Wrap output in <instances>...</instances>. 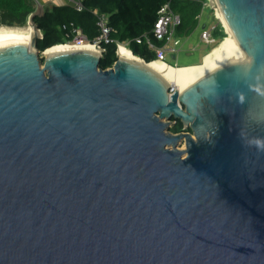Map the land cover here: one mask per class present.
I'll return each mask as SVG.
<instances>
[{"label": "water", "instance_id": "1", "mask_svg": "<svg viewBox=\"0 0 264 264\" xmlns=\"http://www.w3.org/2000/svg\"><path fill=\"white\" fill-rule=\"evenodd\" d=\"M34 1L31 44L0 42V264H264V0L210 1L244 60L180 91L41 51Z\"/></svg>", "mask_w": 264, "mask_h": 264}, {"label": "trees", "instance_id": "2", "mask_svg": "<svg viewBox=\"0 0 264 264\" xmlns=\"http://www.w3.org/2000/svg\"><path fill=\"white\" fill-rule=\"evenodd\" d=\"M166 2H170L173 10L181 16V23L175 31L176 38L191 35L200 24L203 10L207 8L206 0H84V11H77L68 4L53 5L45 7L44 14L34 18L44 35L39 40V49L43 51L53 45L72 42L76 34L71 32V23L83 31L89 42L95 43L102 33L98 24L99 17L93 12L97 9L99 14L108 16L112 29L110 41L102 43L105 48L100 62L102 69L111 68L118 60V44L126 45L136 56L147 62L154 61L157 54L149 47L145 35L151 38L155 46L165 45V40H158L154 36L153 29L158 10ZM36 9L34 0H0V26H25ZM63 25H67V29H63ZM213 36L220 41L227 36L220 23L213 30ZM170 130L173 133L185 131L180 120Z\"/></svg>", "mask_w": 264, "mask_h": 264}, {"label": "bare ground", "instance_id": "3", "mask_svg": "<svg viewBox=\"0 0 264 264\" xmlns=\"http://www.w3.org/2000/svg\"><path fill=\"white\" fill-rule=\"evenodd\" d=\"M210 1L215 3L214 0ZM215 8L217 17L223 20L224 18L220 10H218L217 6H215ZM227 30L229 31L228 35L203 57V61L200 64L175 66L165 61L154 60L151 61L150 66L162 75L167 82L180 91L181 89L194 84L201 78L214 72L217 68L244 60L233 34L228 28ZM35 33V29L31 23L22 27L0 26V42H16L30 45ZM118 45V54L120 56L135 59L138 58V56L133 54V52L126 45ZM76 48H85L97 52L100 51L99 45L95 43L88 42L83 44H73L70 42L55 45L47 52Z\"/></svg>", "mask_w": 264, "mask_h": 264}, {"label": "built area", "instance_id": "4", "mask_svg": "<svg viewBox=\"0 0 264 264\" xmlns=\"http://www.w3.org/2000/svg\"><path fill=\"white\" fill-rule=\"evenodd\" d=\"M66 4L71 5L77 11H84L86 9L84 5V0H66ZM205 5L206 7H210V0H206ZM93 12L99 17L98 24L102 31L100 37H98L95 44H98L101 49L105 50V48H103L102 46V43L110 41L109 35L112 31L111 27L109 26V18L105 14H99L97 9L93 10ZM180 23L181 16L173 10L171 3H164L158 10V18L153 29V34L158 40H165V45L162 47L155 46V44L152 43L151 38L148 35H145L149 47L153 49L157 54L156 60L167 62L166 52L168 50L177 51L175 46L179 44V39L176 38L175 31L177 26L180 25ZM70 25L71 27H73L71 32L73 34H76L75 39L71 43L77 42L79 44H83L89 42L87 36L83 33L80 28L74 27L73 23H71ZM215 27L216 25L211 27H207L206 25L204 26L201 33L202 41L207 44H212L217 41V39L213 36V30L215 29ZM63 29H67V25H63ZM138 42H141V40L138 39Z\"/></svg>", "mask_w": 264, "mask_h": 264}, {"label": "rangeland", "instance_id": "5", "mask_svg": "<svg viewBox=\"0 0 264 264\" xmlns=\"http://www.w3.org/2000/svg\"><path fill=\"white\" fill-rule=\"evenodd\" d=\"M216 15H217L216 10L211 9L209 7L205 8L203 10V14L200 19L199 26L195 29V31L191 35L185 37H179V44L175 46L177 51L168 50L166 52V61L175 66L176 65L185 66V65H194V64L202 63L203 57L212 48L218 45L220 41V39L216 38L217 41L215 43L207 44L201 39L202 28L204 27V25H206L207 27L215 26L219 23L222 25L221 20L218 17H216ZM73 44H79V43L73 42ZM173 124L174 123H172L171 126ZM181 148H184V146H181Z\"/></svg>", "mask_w": 264, "mask_h": 264}, {"label": "crops", "instance_id": "6", "mask_svg": "<svg viewBox=\"0 0 264 264\" xmlns=\"http://www.w3.org/2000/svg\"><path fill=\"white\" fill-rule=\"evenodd\" d=\"M45 7H52L53 5H65L66 4V0H40ZM208 8V7H207ZM210 8V7H209ZM203 14V13H202ZM202 14L200 16V19L202 17ZM205 26V25H204ZM204 28V27H203ZM202 28V29H203ZM179 39V38H178Z\"/></svg>", "mask_w": 264, "mask_h": 264}, {"label": "clouds", "instance_id": "7", "mask_svg": "<svg viewBox=\"0 0 264 264\" xmlns=\"http://www.w3.org/2000/svg\"><path fill=\"white\" fill-rule=\"evenodd\" d=\"M220 42V41H219Z\"/></svg>", "mask_w": 264, "mask_h": 264}]
</instances>
